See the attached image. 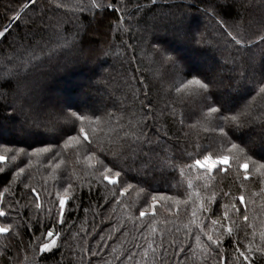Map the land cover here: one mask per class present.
<instances>
[{
	"label": "trees",
	"instance_id": "trees-1",
	"mask_svg": "<svg viewBox=\"0 0 264 264\" xmlns=\"http://www.w3.org/2000/svg\"><path fill=\"white\" fill-rule=\"evenodd\" d=\"M96 2L0 0V264H264V0Z\"/></svg>",
	"mask_w": 264,
	"mask_h": 264
},
{
	"label": "snow or ice",
	"instance_id": "snow-or-ice-1",
	"mask_svg": "<svg viewBox=\"0 0 264 264\" xmlns=\"http://www.w3.org/2000/svg\"><path fill=\"white\" fill-rule=\"evenodd\" d=\"M32 3L34 5L35 4V0H32ZM92 3H93V6L96 7V8H99V7L102 6L101 4L97 3L96 0H92ZM107 7H113V5L112 4H109V5H107ZM8 33H9V28L5 27L4 30L2 32H0V36H6V34H8ZM228 35L232 37L233 41L235 42V44L237 46H239L240 44L245 43V42L252 43V41L248 39V34L247 33H245V35L242 36L241 39H236V37L232 36V33L231 32H229ZM260 42L261 43H264V36H261L260 37ZM170 63L175 64V61L174 60H171ZM191 82H195L197 84H201V86L203 88H205V89L209 88L210 85L211 86H216L215 85V81H211V82H208V83H202L200 80L196 79V77H193V81H191ZM149 91H151L150 88H149ZM260 92H261L262 95H264V84H261V86H260ZM148 103L151 104V101L149 100ZM210 110L215 111V109H210ZM145 111H146V113H148V112H151L152 110L150 108H148V109H145ZM72 115L75 116V113H73ZM153 115H154V113H153ZM79 119L80 120H84V116H80ZM74 123H75V121H73V124ZM147 127H148L147 123L143 124V126L140 129V135L141 136H145L144 129H146ZM74 130H75V128L68 129L69 132L70 131H74ZM80 131L81 132H84V129L81 128ZM220 131L221 132H224V129L221 128ZM84 138H85V140H87V134H85V137ZM68 139L69 140H72V139H75V137L69 135L68 136ZM145 139L148 140L149 138L147 136H145ZM149 142H151V141L149 140ZM232 147L233 148H236L237 145L236 144H233ZM34 151H41V150L40 149H34ZM43 151H49V149H43ZM109 151H111V150L109 149ZM3 159H4V157H0V160H3ZM204 159H205V161H207V160H210V157H205ZM228 160H229V157L223 156V157L217 158L216 163L226 164L228 162ZM196 164L198 166H201V167H211L212 166L211 164L205 165L201 160H196ZM113 166L115 167L116 165L114 164ZM241 167H243L245 170H247L248 165L247 164H243ZM21 171H23V170H21ZM120 176H121V173L120 172H117L116 173V178L117 179H113V177H111V176H104L102 178L105 181H108L111 184L116 185L117 182H118V179L120 178ZM118 190L127 191L126 188H124V189H118ZM33 192H34L36 198L38 199L39 198V193H35V190H33ZM153 200H155V197H153ZM240 202L241 203L244 202V197L243 196L240 197ZM58 203H59V212H60L61 220L63 222V219L62 218H63V216L67 212L66 204L68 203V198L67 197H61L59 199ZM37 208H40V205L39 204H37ZM237 211H239V210H237ZM145 215H146V213L144 211H141L140 212V216L141 217H143ZM0 217H3V218H8L9 217V213L6 212V211H4L2 207H0ZM243 219H244L245 222H247L248 219H249V217L247 215H245L243 217ZM17 227H18V225H17ZM229 231H231V229H229ZM3 233L10 234L11 233V226L10 225H5V224H0V234H3ZM53 235H55L54 232H52V231H49L48 232V236L49 237H52ZM211 239H212V237L209 236V240H211ZM55 244H56V240H52L51 241V245H55ZM51 245L49 243H44L42 245V248L46 250V249H49ZM241 255H243V259H244V261L247 262V264H253V262L250 260V258L247 255H244L243 253ZM132 259H135V257L133 256ZM117 264H119V260L117 261Z\"/></svg>",
	"mask_w": 264,
	"mask_h": 264
},
{
	"label": "rangeland",
	"instance_id": "rangeland-1",
	"mask_svg": "<svg viewBox=\"0 0 264 264\" xmlns=\"http://www.w3.org/2000/svg\"><path fill=\"white\" fill-rule=\"evenodd\" d=\"M95 103V102H94ZM260 151H262V152H264V149L263 148H261L260 149ZM223 156H227V157H229V160H230V156L229 155H226V154H222V155H220V156H216V155H211V154H206V155H204L203 157H201L200 159H198V160H201L205 165H209V164H211L212 166L211 167H202V168H206V169H215V168H217V167H223L225 164H220V163H216V161H217V158H219V157H223ZM205 157H210V160H207V161H205ZM229 160H228V162H229ZM227 162V163H228ZM226 163V164H227ZM247 163V162H246ZM246 163H244V164H246ZM257 165H259V164H257ZM260 166V165H259ZM201 167V166H200Z\"/></svg>",
	"mask_w": 264,
	"mask_h": 264
}]
</instances>
